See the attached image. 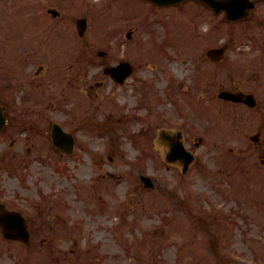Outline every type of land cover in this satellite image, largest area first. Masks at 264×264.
<instances>
[{"label":"rangeland","instance_id":"374dc122","mask_svg":"<svg viewBox=\"0 0 264 264\" xmlns=\"http://www.w3.org/2000/svg\"><path fill=\"white\" fill-rule=\"evenodd\" d=\"M24 1L26 0H0L2 29L0 33H3L0 39L6 46L10 45V40L5 34L8 30V23L5 21L23 19ZM93 1L96 3L91 0H72V3L65 4L61 25L70 27V36L77 40L75 20L89 16L90 23L88 22L85 37L78 41L80 43L84 41L86 44L84 46H90L97 51L103 48L106 33L123 34L128 28L133 29L136 23L131 22L130 17L122 15L121 8H114V4L109 6L105 1ZM34 4H39V1ZM197 14L198 9L189 13L191 16ZM106 16L111 17V22L106 23ZM126 17L128 18L124 21ZM213 22L210 28L214 24L216 27L213 26L212 34L203 33L202 41L195 38L193 31L190 33V39H185V46L198 48L197 55L192 50L187 52L182 49L185 54L183 57L191 58L200 56L205 48H215L220 44H228L229 47L223 62L216 64L206 60L204 64L206 74L203 89H206V93H203L205 95L203 103L208 108L207 111H211L207 115V121L215 126L211 129V135H215L216 138L208 141L209 146L196 150L198 159L205 160L198 182L190 187L187 183L189 175L186 178L180 176L173 178L171 172H166L163 168L154 176L156 193L143 190L132 183L131 178L114 180L111 191L108 192L109 197L106 198L109 205L104 212L102 204L100 217L94 216L95 210L92 208L98 204L87 196L90 194L88 191L90 180L80 173L79 178L87 183L80 184L79 203H73L71 207L70 197L67 198L64 193V198L68 202L65 213L74 220L75 228H78V237L75 236L78 242H75V239L72 242L77 251L65 264H72L71 260L74 264H190L191 259L192 264H264V74H261V80L258 82L249 78L250 71H244L240 77H235L237 66L242 69L246 66L236 65L238 58L235 57L234 51L238 44L245 43L244 46L249 42L252 44L250 39L253 38L255 47L258 48L256 56L263 54L264 50L260 48V44H263L264 28L246 32H238L235 29L233 32L234 28L230 26L226 28L220 24L219 19ZM66 76H71V73L66 71ZM235 88L253 93L257 107L249 110L244 107L227 106L216 100V92L233 91ZM193 94L198 96L200 92L194 88ZM60 102L61 99L57 98L52 107L55 108ZM63 108V112L58 115L55 111L56 121L60 116H64L65 119L69 116L68 120H71L70 112L74 107L64 102ZM91 128L87 127L86 130ZM86 130L80 132L78 142L89 141L88 136H83ZM258 132L261 133L259 138ZM121 136L117 129H112L108 138H104L98 131L94 135V148L95 151L101 150L104 154L119 146L114 150L116 158L110 163V169L117 174L131 177V173L139 168L136 164L139 151L127 145ZM249 136H256L259 143L253 144L248 140ZM116 139H119L120 143ZM104 144L106 147L102 150ZM83 153L86 151L78 152L80 157ZM8 155L6 152L5 157ZM225 170L227 173L224 175L222 172ZM147 172L152 173L150 167ZM248 176L253 177L252 183L246 180ZM64 184L65 191L72 189L67 188L68 183ZM10 189L13 190L14 185H11ZM173 191L179 196L176 201L171 198ZM194 191H202L201 197L205 201L203 209L194 206L196 196L193 194ZM233 192H241L236 195L241 201L239 204H234L233 199L223 198L232 197ZM243 196L246 197L242 199ZM186 197H190L188 199L190 202ZM6 198L7 204H14L11 196L6 195ZM189 209L193 213L192 216L187 214ZM173 211L180 213L176 215L175 220L172 217ZM200 212L208 216L209 226H200L195 239L189 242V231L192 228L190 218L200 216ZM219 212L223 215L221 219L217 218ZM182 217L186 223H183ZM105 218L108 221L104 222V226L107 225L108 230L103 234L101 224ZM200 236L201 240H198ZM217 237L224 242H213ZM193 238L194 236L191 239ZM32 242L35 246L40 241L33 239ZM69 244L71 242H64V247H68ZM198 253L203 256L204 261L198 257ZM79 255L80 259H77ZM0 264H11L9 255L0 258Z\"/></svg>","mask_w":264,"mask_h":264},{"label":"flooded vegetation","instance_id":"af4514ba","mask_svg":"<svg viewBox=\"0 0 264 264\" xmlns=\"http://www.w3.org/2000/svg\"><path fill=\"white\" fill-rule=\"evenodd\" d=\"M45 5L47 7L48 2ZM56 10L58 11L57 7ZM49 15L41 17L54 19V15ZM144 17L146 19L138 20L136 28L125 33L124 38L117 40L109 37L103 50L82 47L88 52L87 56H72L76 66L72 72L73 103L81 113L87 115L88 120L84 125L95 124L96 113L107 118L116 116L122 130L139 131L144 138L152 140L155 149L163 147L166 150L174 138V131L181 132L182 142L189 148L194 121L200 128L204 122L203 118L192 115V84L200 92L198 100L203 101V93H206L203 83L207 50L205 48L200 56L183 57L185 54L182 49L187 52L192 50L197 55L198 48L185 46V39H176L174 31H169L168 27L165 30L158 29L154 25L157 21L147 20L149 16H138L139 19ZM33 26H38V22H29L26 26L25 46L20 48L23 53L17 54L16 48L12 47L6 58L0 52V103H7L9 106L5 117L11 125L13 144L18 142V149L28 151L43 150L52 138L53 124L48 126L44 111L38 108L43 101L59 95L58 87L62 86L59 76L63 63V47H58L61 38L56 35L61 26L47 20H40L39 31L33 32ZM193 32L196 39L203 40L196 27ZM111 43H121L120 51L116 46H111ZM73 48L76 51L80 49ZM245 56L247 64L244 63ZM235 57L239 59L236 65L246 66L244 69L237 66L235 77H240L244 71H250L249 78L252 81L261 80L264 56H256L255 49L236 47ZM2 60L7 62H1ZM119 63L128 65L126 70L129 73L121 75L122 78L125 76L122 81L111 73V68ZM16 81L25 90L23 100L16 94ZM234 91L239 93L240 89L235 88ZM23 102L29 104L27 110L16 109V104ZM239 105L243 104L238 103L237 107ZM106 122L109 125L112 123L109 119ZM23 134L22 139L20 135ZM178 145L179 142L174 140L171 147ZM177 158L181 162L185 160L182 152H178ZM16 161L30 166L38 164L35 158L11 160ZM5 210L0 206V213ZM43 227L44 224H41L40 228Z\"/></svg>","mask_w":264,"mask_h":264},{"label":"water","instance_id":"95a60500","mask_svg":"<svg viewBox=\"0 0 264 264\" xmlns=\"http://www.w3.org/2000/svg\"><path fill=\"white\" fill-rule=\"evenodd\" d=\"M157 1H159V0H157ZM167 1H173V0H167ZM202 1H205V0H202ZM209 1H213V0H209ZM214 1H215V0H214ZM208 4H209V3H208ZM209 5H210L211 7H213V8H216V5H217V4H216V3L213 4V3L211 2V4H209ZM226 7H227V6H226ZM222 95H223V94H222ZM223 96H224V95H223ZM224 97H226V96H224ZM226 98H227V97H226Z\"/></svg>","mask_w":264,"mask_h":264}]
</instances>
